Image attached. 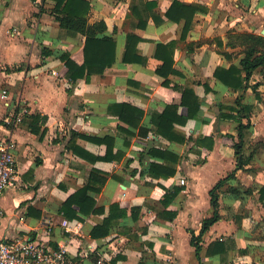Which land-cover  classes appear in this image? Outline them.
<instances>
[{
  "label": "crops",
  "instance_id": "obj_1",
  "mask_svg": "<svg viewBox=\"0 0 264 264\" xmlns=\"http://www.w3.org/2000/svg\"><path fill=\"white\" fill-rule=\"evenodd\" d=\"M89 1L90 22L105 20L106 33L117 42V57L88 81L85 77L72 81L56 54L66 51L81 64L85 37L59 27L49 13L54 0H0V88L17 90L30 106V113L13 131L17 180L0 195V240L36 235L42 220L51 217V243L66 245L82 264L87 259L94 264H264V198L259 192L264 186V104L250 88L234 90L213 75L217 66L239 65L242 53L239 46L227 44L229 32L259 33L250 19L261 20L264 0H185L204 4L208 10L195 14L184 39L182 22L164 17L172 0H156L154 10L161 18L147 17L144 27L136 25L139 18L131 11L133 0ZM128 32L141 37L137 50L144 61H122ZM170 41H176L173 68L177 73H169L165 83L156 71L161 61L154 49L156 42ZM43 50L51 54L44 55ZM260 78L259 73L252 77ZM186 86L200 99L199 111L185 123H173L184 141L166 138L156 131V117L168 104L177 105V115H187L180 104ZM260 90L264 100V85ZM237 97L251 107L244 130L245 152L256 141L263 144L253 155L254 168L238 170L232 184L253 191L244 200L220 193V219L201 235L199 261L190 235L191 231L198 235L203 219L212 213L209 190L235 165L229 134L236 133V111L227 107L235 106ZM118 103L142 111L138 125L122 121L113 112ZM1 114L0 103V118ZM71 131L83 136L71 140ZM199 136L213 137L212 147L198 145ZM88 137L113 138L109 157L90 161L77 153L75 149L93 156L106 154V143ZM151 149L167 154L151 155ZM151 163L172 167L175 173L151 175ZM92 168L107 174L101 190L93 195L104 211L67 219L61 205L86 183ZM180 177L184 184L179 183ZM174 188L180 191L164 204L165 192ZM113 203L125 210V217L108 235L93 238L91 229L103 221ZM64 218L77 232L60 226ZM215 240L225 242L223 250L208 252Z\"/></svg>",
  "mask_w": 264,
  "mask_h": 264
},
{
  "label": "trees",
  "instance_id": "obj_2",
  "mask_svg": "<svg viewBox=\"0 0 264 264\" xmlns=\"http://www.w3.org/2000/svg\"><path fill=\"white\" fill-rule=\"evenodd\" d=\"M246 2V0H244ZM54 6L49 10V13L58 22V25L66 33L71 35L81 34L85 37L83 54L84 59L81 64L72 59L70 54L62 51L56 54L58 58L63 61L67 67V76L75 81L78 78L85 77L88 81L90 76L94 73H102L107 66L112 65L117 57V42L114 36L107 34V24L104 19H98L90 22L91 4L89 0H54ZM157 5L156 0H133L131 11L139 18L136 25L137 27H144L147 17L152 16L157 21L161 18L157 16L154 7ZM43 11V8L40 7ZM208 8L204 4L194 1L185 0H172L169 7L164 12V17L167 20L174 22H182L183 28L181 39H184L190 30L193 23L195 14L205 13ZM145 18L142 19V14ZM228 45L239 46L242 57L239 60V65L231 64L228 68L217 66L214 71V77L221 81L227 87L234 90H245L250 88L256 94L259 101L264 100L261 96L260 87L264 85V35L250 31H233L229 32ZM141 37L134 32H128L125 36L124 50L122 54V61L125 63H134L144 61L145 58L138 53L137 44ZM219 43V41H218ZM176 41L167 43L156 42L154 49V56L161 61L160 65L156 68L157 73L165 77V83L169 73H177L173 68V55L175 50ZM190 46H193L190 44ZM44 55H50V50H43ZM255 73H259L260 79H252ZM252 80V81H251ZM251 81V82H250ZM208 89V86L206 87ZM264 93V92H263ZM180 104L187 108L186 116H179L176 114L177 105L168 104L162 113L157 115L156 131L162 136L179 141H184L185 137H180L173 128V123H185L187 118L195 117L199 111L200 99L195 95L192 87L186 86L181 90ZM223 107V106H222ZM114 111L119 118L133 126L138 125L142 111L137 109L131 104L118 103L114 104ZM230 110L236 111L235 119L237 120L236 133L229 134L233 139V149L235 156V165L233 169L224 177L220 178L209 190L210 202L212 213L202 221L200 232L195 235L191 231L190 243L194 246L196 257L200 261V251L202 246L199 243L200 237L204 234L216 221L220 219L219 213V197L220 193H226L232 199H246L252 194L253 189L250 187L244 188L242 186H235L232 180L236 178L238 170H251L254 168L253 155L255 151L263 144L257 142L249 152H245L244 130L249 126V116L247 111L251 109L250 106H245L241 103L240 97L235 98V106H228ZM224 117L232 118L231 115H223ZM245 118L246 122H242ZM82 134L71 131V140ZM83 136V135H82ZM99 143H106L107 152L103 156H93L83 150L75 149L77 153L88 158L90 161L97 159L108 158V153H111L113 138L105 137L89 138ZM193 139L191 137L188 138ZM70 140V141H71ZM198 145H205L209 148L212 147L214 139L211 136H199L196 140ZM151 155L161 154L163 157L167 154L162 150L151 149ZM148 173L151 175H173L175 169L169 166H162L159 164L151 163L148 168ZM107 179V174L96 168H92L88 174L86 183H84L75 192L70 194L61 205V211L67 219H82V215H87L90 212H103V207L96 206L94 194L99 192ZM180 191L179 188H174L164 194L163 202L168 204ZM260 198H264V186L259 189ZM125 217V210L120 209L118 203H113L109 207L108 215L103 221L91 229V236L93 238L104 237L109 234L110 228L119 223L120 218ZM225 242L220 240L213 241L208 249L221 247L223 250ZM115 260V259H114ZM201 264V262H199Z\"/></svg>",
  "mask_w": 264,
  "mask_h": 264
},
{
  "label": "built area",
  "instance_id": "obj_3",
  "mask_svg": "<svg viewBox=\"0 0 264 264\" xmlns=\"http://www.w3.org/2000/svg\"><path fill=\"white\" fill-rule=\"evenodd\" d=\"M1 118L0 122L5 134L0 136V195L17 180V167L15 151L16 141L13 131L19 126L25 116L30 113V106L26 99L10 86L0 88ZM179 183L184 184L185 180L180 177ZM3 210L0 206V220ZM54 226L51 217L42 220L41 229L36 235L18 236L0 240V264H82L66 245H53L50 233ZM60 226L66 232H77L72 223L62 219ZM101 263V260H97Z\"/></svg>",
  "mask_w": 264,
  "mask_h": 264
},
{
  "label": "rangeland",
  "instance_id": "obj_4",
  "mask_svg": "<svg viewBox=\"0 0 264 264\" xmlns=\"http://www.w3.org/2000/svg\"><path fill=\"white\" fill-rule=\"evenodd\" d=\"M245 10V9H244ZM254 14V13H253ZM261 16H262V18H261V20H259V22H257L256 20H257V17H253L254 19H252L251 17V19L250 20H252L253 22H255L256 24H257V27H258V29H259V33H260V30L262 29V26H263V24H264V11H263V13H261ZM9 68V67H8ZM9 70V69H8ZM3 71H5V69L3 70ZM16 92H17V90H16ZM257 143V141L256 142H254L253 144H252V146L253 145H255ZM261 255V254H260ZM262 256L264 257V254H262ZM84 264H94V262L92 261V260H90V259H87V260H85V262H84Z\"/></svg>",
  "mask_w": 264,
  "mask_h": 264
},
{
  "label": "water",
  "instance_id": "obj_5",
  "mask_svg": "<svg viewBox=\"0 0 264 264\" xmlns=\"http://www.w3.org/2000/svg\"><path fill=\"white\" fill-rule=\"evenodd\" d=\"M260 34L264 35V24L262 26V29L260 30Z\"/></svg>",
  "mask_w": 264,
  "mask_h": 264
}]
</instances>
